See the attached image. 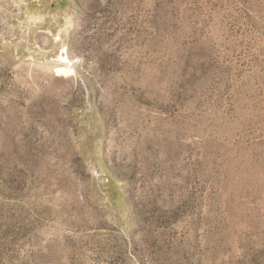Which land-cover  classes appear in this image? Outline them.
<instances>
[{
    "label": "rangeland",
    "instance_id": "1",
    "mask_svg": "<svg viewBox=\"0 0 264 264\" xmlns=\"http://www.w3.org/2000/svg\"><path fill=\"white\" fill-rule=\"evenodd\" d=\"M0 264H264V0H0Z\"/></svg>",
    "mask_w": 264,
    "mask_h": 264
},
{
    "label": "bare ground",
    "instance_id": "2",
    "mask_svg": "<svg viewBox=\"0 0 264 264\" xmlns=\"http://www.w3.org/2000/svg\"><path fill=\"white\" fill-rule=\"evenodd\" d=\"M59 69H60V68H59ZM59 71H60V72H63V73H67V72L71 71V68H69V67L67 66V67L61 68Z\"/></svg>",
    "mask_w": 264,
    "mask_h": 264
}]
</instances>
